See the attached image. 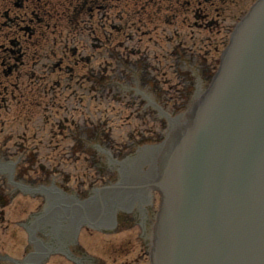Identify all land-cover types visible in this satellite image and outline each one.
I'll return each instance as SVG.
<instances>
[{
  "label": "water",
  "instance_id": "obj_1",
  "mask_svg": "<svg viewBox=\"0 0 264 264\" xmlns=\"http://www.w3.org/2000/svg\"><path fill=\"white\" fill-rule=\"evenodd\" d=\"M261 5V4H260ZM263 13L255 18V22H249L248 28L253 30V33L257 34L255 40L258 45L260 42L263 44L258 47L257 52L249 51L248 54L253 58L254 63H250L249 66H255V73H257L261 87L258 90L253 86L252 77L239 78V73L246 71L251 74V70L242 65L243 61H233L226 65L223 64L221 73L226 71V75H231V79L234 84L231 85L232 92L234 90H241L245 86H251V90L247 88L250 99L245 100L242 104L234 103V95L228 91L219 92V102L214 108L211 115L207 116L205 123L210 128H206V142L208 149L205 150L202 156H199L197 149L191 147L186 155L185 171L180 179L175 183L177 197L174 192L166 193L163 203V221L161 224L162 232L158 235V247L162 251L163 260L169 261V264H197L199 263L200 252L203 248L200 247L199 240H197L201 234L205 237V244L208 242L213 243L219 241L224 243L231 238L230 235V223L229 214L232 212L233 205L250 209L252 212L255 210V202L249 199V187L245 184L246 171L250 168V163L253 160L259 164V169L264 172V4ZM257 26V27H256ZM256 27V28H255ZM236 51L231 52V57L234 58ZM241 56L240 58H242ZM255 64V65H254ZM251 69H254L251 68ZM229 81L225 85L231 84ZM236 87V88H234ZM258 91V94H257ZM233 98V100H231ZM261 100V101H260ZM257 102V104H255ZM230 106V107H229ZM224 111L230 118H225ZM223 114V116H221ZM221 118V120H219ZM247 120V122H245ZM235 124L242 126L241 138L239 139L235 133ZM227 128V130H225ZM223 130V132H221ZM236 134V135H235ZM229 142L231 149H228L225 143ZM229 150H233L229 152ZM223 158H225L223 160ZM199 165L201 169L199 168ZM223 167L225 173L230 175L229 178H225L217 186L219 188L220 200L214 205H206L205 202L199 205L197 204L200 199L203 198L202 194L208 192L215 183L213 176L215 167ZM213 167V168H211ZM233 168V170H231ZM254 169V168H253ZM177 164L174 162L170 167V173L173 176L176 173ZM231 170V172H229ZM256 170V169H255ZM209 171H211L210 179L212 182L208 183ZM190 173V174H189ZM215 174V173H214ZM213 174V175H214ZM204 176V178H203ZM256 178V175L251 176V180ZM231 180V182H229ZM167 181V180H164ZM210 184V185H209ZM173 184L167 186L171 187ZM257 187L254 188L255 192H259L258 203L261 207H264V181L257 183ZM237 186V188H235ZM227 190V192H225ZM238 194H237V193ZM235 196H233V194ZM233 196L238 202L231 203L230 199ZM174 195V196H173ZM239 196V197H238ZM243 196V198H240ZM200 198L197 200V198ZM247 201H246V198ZM217 198H215L216 200ZM246 201V202H245ZM183 204V205H181ZM192 206L199 207L204 211L208 210L213 212L212 215L200 214V224L194 225L189 220L191 214H195L194 211L188 210ZM252 208V209H251ZM263 210V209H261ZM257 210V218L264 221V214L260 215V211ZM170 211V212H169ZM216 211V212H215ZM223 212V214H221ZM219 216V218H217ZM211 218V220H209ZM170 220V225L168 222ZM208 220L207 224L204 222ZM177 224V225H176ZM176 225V226H175ZM175 226V227H174ZM173 229L176 230L175 234ZM198 234V237H197ZM255 234L254 228L247 231L242 237L251 241V237ZM258 236V235H257ZM257 236L255 238H257ZM264 240V234L259 235ZM238 238V236H237ZM255 238L249 243L243 244V242H235V240H229L228 250L226 253L220 255H214L212 252L204 253L205 262L209 264H257L258 259H263L264 256L260 253L264 248L260 247ZM263 243V241H259ZM203 244V242H201ZM243 244V246H241ZM216 246V245H215ZM237 246V248H235ZM243 248V250H241ZM249 248V250H247ZM179 250V252H177ZM241 250V252H239ZM259 250V252H257ZM227 254V256H225ZM231 256V257H230ZM247 258V262H245ZM255 258V260H253ZM259 264H264V260H260Z\"/></svg>",
  "mask_w": 264,
  "mask_h": 264
},
{
  "label": "rangeland",
  "instance_id": "obj_2",
  "mask_svg": "<svg viewBox=\"0 0 264 264\" xmlns=\"http://www.w3.org/2000/svg\"><path fill=\"white\" fill-rule=\"evenodd\" d=\"M224 1L225 3L227 2L228 3H227L226 9L224 10L223 17H220V19L222 20L224 19L223 22L218 23L220 26H216L215 28H212L211 30H208V31L203 30V28H200V27L195 28V46L196 47L202 46L203 49H206L207 48L206 45L204 44V42H201V40H207L206 44L209 45L210 49H212L214 46H218V48L220 49V43L224 41V39L226 38V34H227L226 30L228 28L230 29L232 28V26L235 24V22L241 15V12L245 8H247L249 5V0H224ZM143 2L144 0H109L108 1L109 8L107 9V11L104 12V14L105 15L110 14V16H114V14H116L119 11L123 12L130 22H137L140 25H142V30H141L142 34L144 35L145 39L148 42H149V39H152V42H153L156 39L155 37L160 35L161 30H164L165 32L168 30L170 31L175 30L181 36L188 37V33L192 27V23L193 21H195L193 17L194 12H191L189 14L188 16L189 21L187 23H184L183 22L184 19H187L186 14L180 11L179 16L174 22V25L172 27H165L160 23V20L156 19L155 17L160 18L161 16L162 19L166 17L170 18L171 14L173 13L170 10L171 9L170 6H172V0H166L164 2H159V3L157 2L161 9H158L157 5L155 6V8L153 6H150V7L147 6L146 9L140 13L142 20H138L140 17L139 16L135 17V15L133 14V11H135L136 6L137 7L142 6ZM53 7H55L56 12L60 11L58 5H56L55 3ZM49 10H51L50 7H49ZM204 12L210 13V11L208 10H205ZM158 13H160V15ZM151 17H153L152 20H151ZM210 18L211 16H209V19ZM101 22L102 20L100 19V22L98 23L101 25ZM107 30L108 29L106 27L105 31ZM102 52L103 50L101 51V53ZM212 56H214V58H217V56L214 54H212ZM102 57L103 56H101V59ZM149 126L150 124L148 125V127ZM9 217L11 220H18L20 217V214L14 208H12L10 210ZM12 230H13V227H11L10 225H7L6 223L0 224V255L2 257H4V254L11 256V257H20L22 254V247L15 242V232H13ZM94 235H92L91 233L87 235L85 233L83 234V237H82V244L84 248L89 252V254H91V256H94L95 258L102 260V261L104 260L105 262H108L107 259L110 256L112 257V260H113L112 262L122 259L118 253H113L115 249H117L119 253L121 252L120 249L116 245H114V243H110V246L112 247L111 249L112 251L107 250L106 245L102 240V239H106V237L100 238L97 235L95 236ZM111 239L113 238L112 237L109 238V240ZM128 258H132L131 255H128L127 259ZM58 261L59 260L57 258H54L52 259L50 264H57ZM67 264H70V263H67Z\"/></svg>",
  "mask_w": 264,
  "mask_h": 264
},
{
  "label": "flooded vegetation",
  "instance_id": "obj_3",
  "mask_svg": "<svg viewBox=\"0 0 264 264\" xmlns=\"http://www.w3.org/2000/svg\"><path fill=\"white\" fill-rule=\"evenodd\" d=\"M33 6L35 7L34 1H33ZM3 40H4V38L1 37L0 41H3ZM73 49H74V52L72 53L73 64H74V66H76L79 63L78 57L80 54L77 53V47L74 46ZM65 58H66V54L63 56L58 69L61 68V65H62L63 60ZM75 63H77V64H75ZM68 66H69L68 64H65L66 70L68 69L67 68ZM74 68L70 69V73H69L70 79H73ZM113 78H115L114 74H112L109 77V79L111 80V82L107 85L109 88L111 86H115V84H116L115 81H113ZM85 79L87 81H92V85L89 88V92H93V94L96 93L93 95L92 98L98 99L99 92L101 93L105 90L104 89L105 86L101 85V80L103 78H101L99 70L97 72H94V71L88 72V74L85 76ZM115 87H116L117 92H122V91L125 92L127 90V88L125 86H115ZM48 89H49V85H45V87L43 88V91H42V95L44 94L45 96H49V102L52 103L57 98H60L61 100L68 102L69 100L76 99L78 97L77 93H78L79 89L81 90V92H83V85L79 84V81H76L75 85L63 86L62 89L59 91H56L54 88L50 87V90H49L50 94L49 95H48ZM66 90H69V91L67 93H65ZM38 99H41V94L38 96ZM40 104H42V102L35 101L34 106H37ZM49 122L50 121L47 119L45 121V124H48ZM58 128L60 129V132H62L64 129H66L67 134H65V136H73L74 140L77 141L79 136H82L83 128H85V127L84 126L80 127L79 125H76V130L72 131L70 127H68L64 123L59 122ZM137 133L139 134V131ZM84 138H87V136H85ZM79 143L84 144L82 139L79 140ZM93 148L95 150L94 154L106 153V151L104 149H101L99 146H93ZM6 152H7V150H6ZM105 169L110 174L112 169H113V165L108 164L105 167ZM40 170H41L40 175H34V176L29 175V180L27 183L24 182V180H23L24 175L22 177L18 178V182H17L16 186H18V187L21 186V188H18L17 191L28 192L32 196H40L44 199V201H47V207L49 209L48 210L49 214L53 215L54 213H56L57 214L56 217H60L61 219L66 220L67 223H70L72 230H71V233L69 234V240L68 241H70V243H74L76 231L79 228L80 223L75 218L71 217L68 214L77 213L78 211L82 210V208L79 206V204H77V201H79V198H77V194H73L71 197L66 198L65 193L63 191L64 190L63 187L61 189L58 188V191H56L52 188V185H53L52 183L49 186H47V183L49 181L51 182L50 179L48 180L49 171L45 170L41 166H40ZM14 171H15V169H14L13 165H8V163L3 164L0 162V172H3L4 176H7V173L11 174ZM56 172H57V170L54 169V175ZM61 173H62V171H59V175ZM29 227H30L29 230L32 233V238H33V240L31 241V244H32L31 247H32V252H33V255L31 258H36V257L42 256V251L46 250V246L43 245L42 241L40 239L36 238V236H40L41 238L47 237L50 239L51 242H57L58 241L57 236L53 235L55 233L54 232L55 229H51V232L49 234H44L43 232H41V230H39V227H42L44 229L46 228L45 224L43 223V219H41V217H34L32 219V221L30 222ZM67 238H66V242H67ZM29 258H28V261H29Z\"/></svg>",
  "mask_w": 264,
  "mask_h": 264
},
{
  "label": "bare ground",
  "instance_id": "obj_4",
  "mask_svg": "<svg viewBox=\"0 0 264 264\" xmlns=\"http://www.w3.org/2000/svg\"><path fill=\"white\" fill-rule=\"evenodd\" d=\"M186 122H188L186 119H184V121H183V123H186ZM183 125V124H182ZM155 153H156V151H154V150H152V149H148L147 151H142V152H140L138 155H137V157L138 158H143V157H146V160H147V158H152L151 160H154V158H155ZM162 156H163V154L160 152V150L158 151V155H157V157L155 158L156 159V161H159V164H160V161H161V159H162ZM159 164H158V166H159ZM156 174H157V172H156Z\"/></svg>",
  "mask_w": 264,
  "mask_h": 264
}]
</instances>
